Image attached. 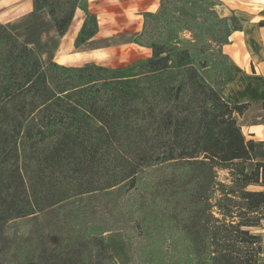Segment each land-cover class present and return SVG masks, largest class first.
I'll return each mask as SVG.
<instances>
[{"label":"trees","instance_id":"16d2710c","mask_svg":"<svg viewBox=\"0 0 264 264\" xmlns=\"http://www.w3.org/2000/svg\"><path fill=\"white\" fill-rule=\"evenodd\" d=\"M33 4L60 37L84 10L77 45L98 33L87 0ZM219 6L162 0L137 39L151 56L115 69L46 64L0 22V221L70 203L71 239L90 247L85 264L93 253L116 264L112 231L141 241L132 264H259L264 142L239 124L250 105L224 93V46L243 28ZM114 190L113 209L84 204Z\"/></svg>","mask_w":264,"mask_h":264},{"label":"rangeland","instance_id":"374dc122","mask_svg":"<svg viewBox=\"0 0 264 264\" xmlns=\"http://www.w3.org/2000/svg\"><path fill=\"white\" fill-rule=\"evenodd\" d=\"M87 1L88 10L97 16L98 23L100 20H105L107 21L106 27H109L110 30H117V25L123 29L120 33V35L123 36H120L119 40H100L98 37V34L100 33L99 27L98 33L94 38L82 45H77L76 40L80 30L76 35L74 42H72L76 24L74 25L72 33H70L67 38L65 37L70 29L63 37H60L56 30L55 35L53 33L54 25H52L53 22L50 16L48 17L45 12L39 14L42 11L36 12L33 0L32 4L35 14L26 15L22 20L10 21L12 24H10L8 28L15 33L21 41L34 47L46 64L54 62L65 67H83L88 64L99 65L95 62L96 59L93 57L81 59L80 56L79 59L76 58L74 52L82 55H95L103 53L108 49L115 48H129L131 50L129 52L125 51L123 53H117V58H114L115 56H112L110 53H106L104 57V60L107 61L106 65L100 66L111 69L127 67L139 60L151 56V49L138 43L137 39L144 29L145 15L157 12L161 0L140 1V10L134 13L136 17H143V26L140 31H136L135 26L131 29L125 28L124 24L127 23V17L125 15L126 12L122 7L124 0ZM219 1L221 2V0ZM236 4H233L232 6H237ZM154 9V12L150 11ZM217 10L219 15L223 17V12H221L219 8H217ZM77 11H82L84 13L85 20V11L82 9H78ZM2 14L4 13H1V15ZM113 16L115 20L118 21V24H111V18ZM231 18L237 19L236 17H230L229 19ZM237 22L241 25L240 20L237 19ZM129 53L132 55L127 57V54ZM220 175L221 179L224 180L225 173H221ZM120 194L121 192L119 190H114L111 195L99 194L92 197L90 200H87L84 204L91 206V202L94 201L96 202L97 208L109 207L113 209L121 202L120 198L122 197ZM69 208L70 203H65L38 213L36 217L16 220L8 225H4L0 221V264L87 263V261H89L88 253L90 252V247L81 241L71 239V233H73L71 230H73L74 225L72 222L70 223L66 217L70 211ZM113 220L114 219L112 218L111 221ZM106 246L116 264H132L133 250L140 251L141 247H143L140 240H137L136 243L132 244L131 241L125 237L124 233L120 231H112L106 234ZM96 255V253H93L94 258L89 264H112L109 261L101 262L97 260ZM138 261H140V258H138Z\"/></svg>","mask_w":264,"mask_h":264},{"label":"crops","instance_id":"0c3cea01","mask_svg":"<svg viewBox=\"0 0 264 264\" xmlns=\"http://www.w3.org/2000/svg\"><path fill=\"white\" fill-rule=\"evenodd\" d=\"M140 1L144 0L123 1L122 7L127 17V23L124 24L125 28L131 29L135 26L136 31L142 29L143 17L134 15L140 10ZM221 2L222 5L218 8L223 12L222 16L236 17L241 21L243 28L241 31L233 32L230 43L224 46V51L230 58L229 78L224 93L237 104L250 105L249 110L239 118V124L247 139L264 142V26L260 25L264 21V0H221ZM233 4L237 6H232ZM150 11L154 12L155 9ZM1 13L4 14L1 15ZM45 13L47 14V12ZM30 14H35L32 0H0V21L7 27L12 24L10 21L22 20ZM83 20L84 13L77 11L70 31L65 38L72 33L76 24L72 40L74 42ZM111 24H118L114 16L111 18ZM106 26L107 21L100 20V33L98 34L100 40L110 39L116 41L120 39V36H123L120 35L123 29L119 25H117V30L113 31ZM53 33L56 35L54 27ZM130 50L129 48H115L95 55L74 53L78 59L80 56L81 59L93 57L96 59L97 64L106 65L107 61L104 60L106 53H110L115 56L114 58H117V53L129 52ZM130 55L132 54H127V57ZM259 231L258 234L263 236V252L259 264H264V229Z\"/></svg>","mask_w":264,"mask_h":264}]
</instances>
